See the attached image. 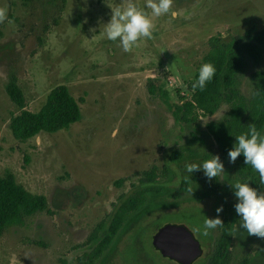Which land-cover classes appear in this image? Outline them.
Here are the masks:
<instances>
[{
	"label": "rangeland",
	"instance_id": "374dc122",
	"mask_svg": "<svg viewBox=\"0 0 264 264\" xmlns=\"http://www.w3.org/2000/svg\"><path fill=\"white\" fill-rule=\"evenodd\" d=\"M126 3L0 0L7 9L0 23V176L11 174L28 192L44 196L48 206L0 234V264H57L61 258L77 264L97 243L96 227L107 225L118 205L144 188L156 190L125 217L91 264H178L152 245L157 229L167 224L185 226L200 243L202 253L191 264H209L221 226L207 236L194 229L217 216L232 227L226 264H264V238L248 235L235 212L231 184L246 182L238 161L229 162L203 122L220 121L229 105L219 104L217 120L195 118L187 106L193 102L189 84L211 41L228 42L253 26L261 29L264 0H173L170 12L160 17L145 9L155 25L152 38H142L130 52L105 33L112 10ZM244 61L237 89L249 99L253 74L264 70V62ZM10 80L32 112L51 88L66 85L79 103L80 120L55 133L14 139L9 121L21 109L6 93ZM159 88L168 93L167 101ZM175 153L181 156L171 160ZM216 155L223 178L209 180L202 169L187 173L186 164Z\"/></svg>",
	"mask_w": 264,
	"mask_h": 264
},
{
	"label": "trees",
	"instance_id": "16d2710c",
	"mask_svg": "<svg viewBox=\"0 0 264 264\" xmlns=\"http://www.w3.org/2000/svg\"><path fill=\"white\" fill-rule=\"evenodd\" d=\"M245 57L255 65L264 62V25L259 30L253 26L243 35L234 36L228 42L213 39L201 63V65L204 63L214 65L216 72L213 79L205 85L203 90L193 89L192 84L198 79V70L189 84V89L193 91V102H188L187 106L195 118L212 115L221 102L229 105V110L223 119L209 122L206 125L209 135L221 152L226 155L236 143V137L246 133L250 125H255L258 131L263 132L264 130V70L254 72L253 93L249 99L237 89V76L244 68ZM153 89L150 90L152 94ZM158 90L167 101L168 93L160 88ZM6 93L11 101L21 109L9 121L11 134L16 140L26 141L41 133H55L67 129L81 118L79 103L70 94L66 85L60 84L51 88L43 105L36 112L25 109L23 95L14 80L6 84ZM180 156V153H175L171 160H176ZM237 161L240 175L250 187L259 192L263 184L253 172L252 166L245 164L242 154ZM153 178L154 174L150 173L148 179L153 180ZM153 190L156 189L138 190L122 201L115 209L108 224L100 223L96 227L92 241L98 240L97 243L91 251L84 252L76 258L77 264H91L98 259L110 245L125 217L140 209L145 196ZM47 208L44 196L31 194L16 183L11 174L0 176V234L7 227L22 225L27 217L45 211ZM220 228L221 235L209 264H226L230 256L232 227L229 224H223ZM57 264L69 263L61 258Z\"/></svg>",
	"mask_w": 264,
	"mask_h": 264
},
{
	"label": "clouds",
	"instance_id": "9594fccd",
	"mask_svg": "<svg viewBox=\"0 0 264 264\" xmlns=\"http://www.w3.org/2000/svg\"><path fill=\"white\" fill-rule=\"evenodd\" d=\"M172 4L173 0H146L145 7H140L133 0H127L126 6L116 7L112 10L111 19L105 25L107 39L119 40L123 51L130 52L142 38H152L155 25L145 9H151L152 16L160 17L170 12ZM6 19L7 9L0 7V23L5 22ZM215 72L213 64L204 63L201 65L198 79L192 84L193 89L203 90L205 85L213 79ZM212 118L217 120V115L212 114ZM203 122L207 124L208 117ZM241 154L245 164H250L259 173L260 182L264 184V133L258 131L255 125H250L246 133L236 137V143L228 151L229 162L235 163ZM211 157L202 164H186L187 173L191 174L202 169L209 180L218 176L223 178L224 165L220 157L218 155ZM231 187L238 201L234 208L241 217L240 226L247 231L248 235L264 238V192L258 193L255 188L249 186L248 182L237 181L231 184ZM189 191L192 193L191 189ZM221 211L222 206L216 209L217 213ZM222 225L223 222L219 216L214 219L205 218L203 228L197 227L194 230L207 236L210 230Z\"/></svg>",
	"mask_w": 264,
	"mask_h": 264
},
{
	"label": "water",
	"instance_id": "95a60500",
	"mask_svg": "<svg viewBox=\"0 0 264 264\" xmlns=\"http://www.w3.org/2000/svg\"><path fill=\"white\" fill-rule=\"evenodd\" d=\"M152 245L161 256L178 264H191L202 253L200 243L183 225L161 226L152 237Z\"/></svg>",
	"mask_w": 264,
	"mask_h": 264
}]
</instances>
